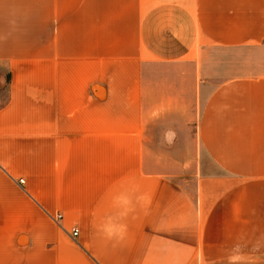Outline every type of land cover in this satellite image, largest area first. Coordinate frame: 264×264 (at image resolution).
I'll list each match as a JSON object with an SVG mask.
<instances>
[{
	"label": "crops",
	"instance_id": "crops-1",
	"mask_svg": "<svg viewBox=\"0 0 264 264\" xmlns=\"http://www.w3.org/2000/svg\"><path fill=\"white\" fill-rule=\"evenodd\" d=\"M0 68V264H264V0H0Z\"/></svg>",
	"mask_w": 264,
	"mask_h": 264
},
{
	"label": "rangeland",
	"instance_id": "rangeland-1",
	"mask_svg": "<svg viewBox=\"0 0 264 264\" xmlns=\"http://www.w3.org/2000/svg\"><path fill=\"white\" fill-rule=\"evenodd\" d=\"M7 78L6 69L0 68V105L4 104L7 98Z\"/></svg>",
	"mask_w": 264,
	"mask_h": 264
},
{
	"label": "built area",
	"instance_id": "built-area-1",
	"mask_svg": "<svg viewBox=\"0 0 264 264\" xmlns=\"http://www.w3.org/2000/svg\"><path fill=\"white\" fill-rule=\"evenodd\" d=\"M19 182L21 185H23L25 183L24 180H20ZM62 218H63V216L61 214H58V215L52 217V219L58 224L60 223ZM79 235H80V230L78 228L73 229L72 232L70 233V236L75 241L78 239Z\"/></svg>",
	"mask_w": 264,
	"mask_h": 264
},
{
	"label": "trees",
	"instance_id": "trees-1",
	"mask_svg": "<svg viewBox=\"0 0 264 264\" xmlns=\"http://www.w3.org/2000/svg\"><path fill=\"white\" fill-rule=\"evenodd\" d=\"M9 81H10V78H9V76H8V83H9Z\"/></svg>",
	"mask_w": 264,
	"mask_h": 264
}]
</instances>
